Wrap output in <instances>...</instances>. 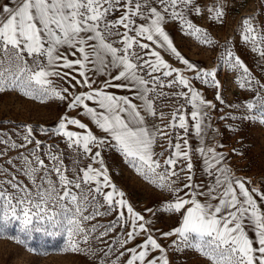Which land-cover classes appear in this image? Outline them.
Returning <instances> with one entry per match:
<instances>
[{
    "label": "snow or ice",
    "instance_id": "obj_1",
    "mask_svg": "<svg viewBox=\"0 0 264 264\" xmlns=\"http://www.w3.org/2000/svg\"><path fill=\"white\" fill-rule=\"evenodd\" d=\"M203 12L200 0H0V93L18 89L67 109L54 127L39 128L53 142L31 126L15 138L0 132V234L60 236L62 251L93 264H172L170 253L185 252L207 264H264V181L236 178L207 142L217 105L197 84L225 104L218 69L190 62L168 30L176 24L214 45L192 18ZM207 14L222 21L223 6ZM239 34L264 62V19L242 18ZM223 49L219 65L251 98L227 105L239 116L220 119L264 125V75ZM109 151L168 194L158 211L176 217L174 226L157 228L143 214L155 216L153 208L133 207L113 182Z\"/></svg>",
    "mask_w": 264,
    "mask_h": 264
},
{
    "label": "rangeland",
    "instance_id": "obj_2",
    "mask_svg": "<svg viewBox=\"0 0 264 264\" xmlns=\"http://www.w3.org/2000/svg\"><path fill=\"white\" fill-rule=\"evenodd\" d=\"M213 5L223 6L222 21H214L208 17L207 9ZM200 7L204 10L203 15L192 18L197 26L210 34L215 41L214 45H204L195 37L183 35L176 24H169L168 30L175 46L190 62L205 70L218 69V79L222 85L220 91L225 104L221 105L215 100L216 89L197 84L206 99L217 105V110L211 113L212 123L207 142L226 155L227 163L236 178L248 180L252 186L258 187L264 181V125L258 122H241L238 119H220L228 113L239 116V110L227 105L242 104L251 98V94L240 89L235 83L237 74L220 66L218 61L224 50L223 46L227 44L256 76L264 75V62L247 49L239 34L242 18L254 16L257 22L264 19V0H200ZM164 55L170 62L177 61L167 53ZM66 111L60 101L49 99L42 102L24 96L18 89H9L0 93V132L9 133L15 138L17 132L24 131V126H31L35 129L34 135L37 139L53 142L40 133L39 128L54 127ZM68 114L74 115L70 112ZM212 129L218 131L214 132ZM190 143L195 144L196 141L192 139ZM106 156L113 182L125 192L133 207L142 212L144 209L153 208L156 211L155 216L147 212L143 214L152 219L157 228L168 230L174 226L176 217L158 211L168 194L146 182L123 163L118 154L109 151ZM201 168L202 163L198 161L197 180L202 178ZM13 235H19L22 242L11 239ZM64 246L65 239L60 236L34 233L31 237H25L9 229L0 234V264H93L92 258L88 256L62 251ZM170 260L172 264H207L195 252L170 253Z\"/></svg>",
    "mask_w": 264,
    "mask_h": 264
},
{
    "label": "crops",
    "instance_id": "obj_3",
    "mask_svg": "<svg viewBox=\"0 0 264 264\" xmlns=\"http://www.w3.org/2000/svg\"><path fill=\"white\" fill-rule=\"evenodd\" d=\"M180 52H181V54L185 57V58H187L186 56H185V54L180 50ZM170 62V61H169ZM170 63H172L173 64V66H175V67H181V68H183V65H181L180 63H179V61H171ZM70 113H73V112H70ZM73 114H75V113H73Z\"/></svg>",
    "mask_w": 264,
    "mask_h": 264
}]
</instances>
